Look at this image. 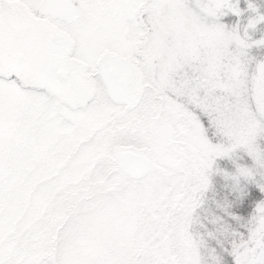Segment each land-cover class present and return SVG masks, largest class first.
I'll list each match as a JSON object with an SVG mask.
<instances>
[{
    "label": "snow or ice",
    "instance_id": "snow-or-ice-1",
    "mask_svg": "<svg viewBox=\"0 0 264 264\" xmlns=\"http://www.w3.org/2000/svg\"><path fill=\"white\" fill-rule=\"evenodd\" d=\"M240 11L0 0V264H206L192 226L215 159L242 147L264 165L261 133L237 115L264 124L253 95L264 60L250 67L247 28L218 22ZM217 111L234 121L228 148L212 140ZM189 120L202 141L181 131ZM241 176L252 172L237 165ZM226 250L233 264H264V199Z\"/></svg>",
    "mask_w": 264,
    "mask_h": 264
},
{
    "label": "rangeland",
    "instance_id": "rangeland-1",
    "mask_svg": "<svg viewBox=\"0 0 264 264\" xmlns=\"http://www.w3.org/2000/svg\"><path fill=\"white\" fill-rule=\"evenodd\" d=\"M241 10L237 16L231 12H226L220 16L218 22L223 23L228 30L236 28L241 36L244 35L247 28V39L251 47L245 50L246 59L249 65L254 66V63L259 60H264V45H256L253 41L264 38V20L257 21L254 27H247L250 19L255 18L257 14L264 15V0H231ZM251 3L255 6V11L248 8ZM253 95L256 99L257 110L264 113V83L257 80L253 84ZM239 121L250 129L252 132L260 134L257 137V144L261 150H264V124L258 121H253L248 112L241 106L238 109ZM216 129L222 133V137L214 136V143L222 144L223 147H230L235 140H228V135L232 132L233 120L224 118V113L217 111L213 117ZM189 124H192L189 127ZM181 131L191 137L193 140L202 141L203 134L199 131L192 121L182 122ZM237 165L246 167L251 170L252 176L249 178L238 177L234 179ZM209 184L201 195V204L195 210V221L192 226L194 233L199 234L203 239L202 254L206 260V264L212 255H217L220 258V264L228 260L233 264V258L226 250L229 246L232 233L237 230H243L248 220L253 214L254 207L259 201L255 199L248 216H236L235 213L229 211L230 203L225 201V198L218 196L214 189H223L228 193L226 196L233 201L243 196V192L248 189V186H258L264 184V165H258L252 161L242 147H236L231 151L230 156L217 157L209 171ZM233 196H230L231 193ZM264 199V193L262 194ZM225 197V196H224ZM261 200V199H260ZM238 227V228H237ZM212 235L209 236L208 233Z\"/></svg>",
    "mask_w": 264,
    "mask_h": 264
},
{
    "label": "trees",
    "instance_id": "trees-1",
    "mask_svg": "<svg viewBox=\"0 0 264 264\" xmlns=\"http://www.w3.org/2000/svg\"><path fill=\"white\" fill-rule=\"evenodd\" d=\"M240 115V113H237V115ZM215 193L218 195V196H222L223 198H225V201L230 203L231 205L229 206V211L235 213L236 216H248V214L251 212V208H252V205H253V202L255 199H258L259 200L263 198L262 194L260 191H259V188L258 186H248V189L246 191L243 192V196L238 198L237 200H233L231 201L228 196H226L228 193L224 192L223 189L219 188L217 190L214 189ZM233 192L230 194V196H233ZM225 196V197H224ZM238 228V227H237ZM226 262H224L225 264H232L230 263L228 260H226V258H224Z\"/></svg>",
    "mask_w": 264,
    "mask_h": 264
}]
</instances>
